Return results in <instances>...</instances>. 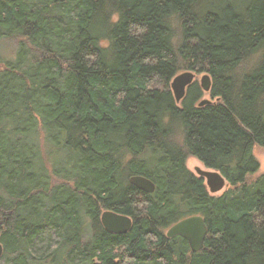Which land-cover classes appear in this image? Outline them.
<instances>
[{
  "label": "trees",
  "instance_id": "1",
  "mask_svg": "<svg viewBox=\"0 0 264 264\" xmlns=\"http://www.w3.org/2000/svg\"><path fill=\"white\" fill-rule=\"evenodd\" d=\"M256 147L264 0H0V264H264ZM190 158L227 180L222 195ZM105 211L131 230L108 232ZM194 216L198 253L167 237Z\"/></svg>",
  "mask_w": 264,
  "mask_h": 264
},
{
  "label": "water",
  "instance_id": "2",
  "mask_svg": "<svg viewBox=\"0 0 264 264\" xmlns=\"http://www.w3.org/2000/svg\"><path fill=\"white\" fill-rule=\"evenodd\" d=\"M196 81V75L193 72H185L178 75L171 84V89L175 96L176 102L180 103L186 96L187 89ZM201 87L204 92L209 93L212 87V81L209 75L202 76L200 80ZM211 104V101L204 100L200 103V107ZM196 175L205 181L210 194L215 195L227 189V180L217 171L197 167ZM130 182L138 190L145 193H153L156 189L155 184L147 178L135 176L130 178ZM103 227L112 234H126L133 225L130 217L117 214L112 211H105L101 216ZM208 227L205 220L200 216L187 218L167 231V237H182L187 240L192 252L198 253L205 247V242L208 236ZM4 255L3 245L0 243V259Z\"/></svg>",
  "mask_w": 264,
  "mask_h": 264
},
{
  "label": "rangeland",
  "instance_id": "3",
  "mask_svg": "<svg viewBox=\"0 0 264 264\" xmlns=\"http://www.w3.org/2000/svg\"><path fill=\"white\" fill-rule=\"evenodd\" d=\"M201 78H202V75H198V76H197V80H198V82H200ZM204 100H209V101L213 102L212 99H211V97H210V95H209V93H206V92H205V95H204L203 98H202V101H204ZM254 156L256 157V159L258 160V162H259V164H260V173H264V149H261V148H259V147H256V148L254 149ZM197 167L202 168V169H205L204 164H202V163H201L200 161H198L197 159L190 158V159L187 161V168H188L192 173H194L195 175H196L195 169H196ZM225 191H226V189L223 190V191H221L220 193L215 194L214 196H220V195H222Z\"/></svg>",
  "mask_w": 264,
  "mask_h": 264
}]
</instances>
